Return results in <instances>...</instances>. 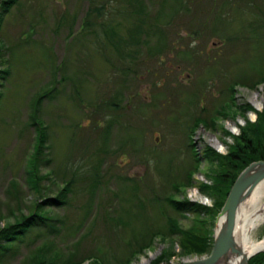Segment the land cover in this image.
Segmentation results:
<instances>
[{
    "label": "rangeland",
    "instance_id": "1",
    "mask_svg": "<svg viewBox=\"0 0 264 264\" xmlns=\"http://www.w3.org/2000/svg\"><path fill=\"white\" fill-rule=\"evenodd\" d=\"M127 1L18 0L5 18L0 45L4 51H9L12 74L0 100V229L13 223L14 216L27 214L31 204V195L23 182L24 160L31 152L34 139L33 130L28 126L29 115L33 113V100L39 92L49 91L54 79L57 90L43 98L37 112L48 129L51 162L46 166L58 171L71 154V165L82 163L90 169L99 168L106 182L95 191L96 202L101 204L94 210L99 214L97 225L79 244L80 236L88 231V226L79 229L87 210L84 205L89 191L86 189L74 194L67 211L51 212L59 215L67 212L68 226L57 232L34 231L21 245L18 255L6 264H26L32 250L43 244H47L49 253L57 251L62 261L70 254L80 257L87 249L93 250L89 255L99 249L111 264L118 263L128 253L124 246L128 232L132 228H143V223L132 220L130 229L121 226L116 235L109 234L104 229V215L110 214L112 209L124 219H129L130 214H144L158 226L163 223L158 216L163 209L167 215L179 217L162 200L157 209L144 199L146 211H142L131 195L133 186L136 184L140 196L145 198L150 188L161 197L173 193L171 185L185 182L191 170L189 143L201 156L207 147L226 155L229 146L234 144L233 136H238L240 129L247 122H255L254 117H257L245 106L250 105L256 112L264 111V105L261 110L255 106L256 101H264V82L247 88L264 77V25L262 21H253L256 17L263 18L264 0L254 1L258 8L248 7L249 0H202L201 4L186 0L192 12L188 17L177 18V22L171 21L167 30L168 41H177L176 50L151 61L148 59L139 69V79L125 72L111 83L107 67L96 51L98 35L84 32L83 27L88 22L98 29L101 23L93 14L89 19L86 16L92 4L103 7L104 14H110L109 19L117 22L120 21L117 12ZM143 1L150 12L155 10L161 16L160 21H164L160 4L168 0ZM133 22L130 19L128 24H122L130 28ZM118 33L126 37L123 25ZM137 36L146 38L144 34ZM139 50L145 53L147 48ZM73 81L80 89L81 100L72 97ZM161 81V88L152 89L154 82ZM233 82L240 84L230 92ZM114 96L123 107L119 112L108 110ZM227 105L229 108L221 111V107ZM187 113H191L189 117ZM193 113L207 124L196 127L188 141L186 134L193 124ZM117 114L116 122L110 123V117L114 119ZM212 138L223 145V150L212 145ZM208 168L207 163L200 164L176 197L212 209V198L199 190L202 184H211L206 177ZM12 181L16 182V187L10 185ZM45 184L50 193L56 191L55 185ZM250 198L244 204H248ZM111 205L114 206L109 211ZM186 216L178 218L183 229L190 226L194 215ZM32 238L37 241L32 246L26 245ZM250 238L254 242L261 241L264 224L253 229ZM179 253L177 239L162 241L158 237L128 264H145L152 257L151 263L162 254L168 258L161 264H187L204 257ZM88 263L91 261L83 264Z\"/></svg>",
    "mask_w": 264,
    "mask_h": 264
},
{
    "label": "trees",
    "instance_id": "2",
    "mask_svg": "<svg viewBox=\"0 0 264 264\" xmlns=\"http://www.w3.org/2000/svg\"><path fill=\"white\" fill-rule=\"evenodd\" d=\"M91 1L92 0H90V3ZM148 1H150V3L155 2L154 0ZM196 1L199 4L202 2V0ZM206 1L209 2V0ZM228 1L235 2L236 0ZM254 1L255 0H249V2H247L248 7L258 8L256 6L257 3ZM17 2L18 0H0V31L6 16ZM160 6L164 13L162 15L164 21H160L161 16L157 14L155 10L150 12L149 6H147L146 2L143 0H128L126 5L124 4L117 12L120 15V21L117 22L113 19H109V16H111L110 14H104L103 7H95L93 4L90 7L86 15L87 18L89 19L93 14L101 23L98 26L99 28L95 29L92 28L91 24L85 22L83 31L98 35L96 51L98 50L97 53L101 56L102 62L107 67L106 73L111 83L117 78V75L124 74L125 72H130L133 78L139 79V69L143 68L144 65L148 63V59L151 61L155 57L176 50L175 45L177 41H168L169 32L167 30L170 27L171 21L177 22V18L182 19L183 17H188L187 14L192 12V8L187 6L186 0H168L161 2ZM130 19L134 21L131 23L132 26L130 25V28L122 24L124 22L128 24ZM253 19H255L253 21H262L264 25V16L263 18L256 17ZM249 22V24H253L251 23L252 21ZM202 24H204V22H202ZM122 25L126 30V37L118 33ZM199 30H201V28H199ZM99 32H101V34ZM140 34H144L146 38H139L140 36L138 37L137 35ZM161 36H163V38L154 39L155 37ZM143 47L147 48L145 53L139 50ZM149 49L152 50L150 51ZM8 55L9 51H4L3 46L0 45V100L3 97V88L12 74L11 59ZM190 58L192 57H189V59ZM59 69L60 66L56 67L55 72ZM85 74H89V72H85ZM259 82H264V77L259 79L258 82L251 83L247 88H254ZM58 83L61 84V81ZM162 83L163 81L159 83L154 82L152 84V89L161 88ZM239 84V82H233L229 86L230 92H234L235 86ZM73 85L72 97L81 100L79 87L74 81ZM242 85L245 86L244 84ZM51 87L49 91L39 92L32 102L33 113L29 115L28 126L33 130L34 139L31 152L27 154L23 166V182L31 195V204L27 209V214H20L18 217L14 216L13 223L0 229V264H6L8 261L13 260L18 255L21 245L25 243L34 231L48 229L49 232H57L63 229V227L68 226L69 219L67 212L62 215L55 214V212L52 214L51 212L55 210L67 211L74 194L82 189L84 191L85 189L89 191V197L87 203L84 205V207H87V210L85 211L86 214L83 217L79 229L82 230V227L85 228V226H88V231L87 234L80 236L77 244H79L85 236L92 233L97 225L99 214L94 210L96 207L101 206V204L96 202L98 197H96L95 191L98 186H102L103 184L106 185V182L103 181V176L99 173L100 169H90L82 163L71 165V154L63 161L58 171L50 170L46 166L51 162L50 145L48 144V129L41 117L37 115V112L42 104L43 98L46 96L50 97V95L57 90L55 79ZM136 96L139 97L140 94L136 93ZM119 101L120 100H118V98L116 99L114 96L113 100L108 105V110L109 108L112 109L113 112L123 110V107L119 106ZM125 108H127V106H125ZM221 108V111H223L225 108H229V106L227 105ZM245 109L255 112L257 115L256 120L255 122H247L246 126L240 129V134L238 136H233L234 144L229 146V151L226 155H221L214 149L207 147L201 156V154L195 152L193 145L189 143L192 154L191 160L193 162L191 170L187 173L185 182L171 185L173 193H168L164 197H161L155 190L150 188L149 195L145 198L140 196V188L136 184L133 186L131 195L133 199L137 201L136 203L139 204V208L142 211H146V206L142 203L144 199H146L152 207L155 206L157 209L160 208L162 200L179 217H187V213L194 215L188 228H181L178 220L179 217L176 218L167 215L164 209L158 213V216L163 220V223L158 226L157 223L154 224L152 221L147 220L144 214H130L129 219H124L118 214L117 210L112 209L114 205L108 207V210L110 208L112 210H109L110 214L106 213L104 215L103 223L105 225V231H108L109 234L116 235V232L120 230L121 226H128L130 229L132 220H134V222L136 220H141L139 223H143L141 224L143 228H132L131 231L128 232L129 238L127 236L128 240H126L124 244L128 253L116 264L130 263V260L136 254H140L145 249L149 248L154 239L158 237H160L162 241L174 238L177 239L180 249L179 254L181 256L201 257L210 253L213 242L214 222L234 181L249 164L264 159V111L256 112L250 105L245 106ZM195 113H193L191 117L194 119L193 124L189 133L186 134L188 141L196 127L199 125L205 126L207 124L205 119L200 116L197 117V115L195 116ZM190 114L187 113V116L189 117ZM117 119L118 114L114 119L110 117V123L113 124ZM226 133L231 135L229 132ZM151 161L155 162L154 159H150V162ZM203 162L209 165L206 177L211 180V184H202L199 186V190L201 193L212 198V209L176 197V195L181 192L180 188L186 187L189 183L192 172L198 170V166ZM15 183V181H12L10 185L16 187ZM45 183L55 185L56 191L53 194L50 193V188L46 186ZM114 195L116 198V192H114ZM19 207L20 205L18 208ZM18 211L19 213L21 212L20 209ZM36 241V238H32L26 245L32 246ZM47 248V244H43L41 247L32 250L27 258L26 264H83L87 261H91V263L88 264H111L106 254L102 253V250L99 249L96 250V254L91 253L90 255L89 252L93 250L87 249L85 254L80 257L75 256V254H70L67 259L62 261L57 251L49 253ZM96 255L98 256L96 257ZM165 258H168L166 254H162L150 264H161ZM248 264H264V253L253 256Z\"/></svg>",
    "mask_w": 264,
    "mask_h": 264
},
{
    "label": "water",
    "instance_id": "3",
    "mask_svg": "<svg viewBox=\"0 0 264 264\" xmlns=\"http://www.w3.org/2000/svg\"><path fill=\"white\" fill-rule=\"evenodd\" d=\"M264 182V159L249 164L234 181L226 200L218 213L213 231V243L208 256L195 259L187 264H232L242 256L236 241L238 212L256 188ZM264 250L256 252L262 253ZM253 257L243 258L239 264H248ZM153 258L150 257L148 264ZM238 264V263H233Z\"/></svg>",
    "mask_w": 264,
    "mask_h": 264
},
{
    "label": "bare ground",
    "instance_id": "4",
    "mask_svg": "<svg viewBox=\"0 0 264 264\" xmlns=\"http://www.w3.org/2000/svg\"><path fill=\"white\" fill-rule=\"evenodd\" d=\"M263 102L264 101H256V108L261 110L262 106L264 105ZM211 143L219 151L223 150V145L218 140L212 138ZM263 198L264 182L256 188L250 198L249 203L243 204L239 209L237 218L238 230L236 232V241L241 248L242 256L234 260L233 263L239 264V262H241L243 258H248L251 255L255 256L254 254L256 252L264 250V238L258 242H254L250 238V232L257 226L264 224V202H262Z\"/></svg>",
    "mask_w": 264,
    "mask_h": 264
}]
</instances>
